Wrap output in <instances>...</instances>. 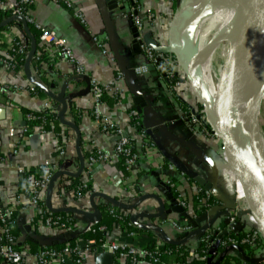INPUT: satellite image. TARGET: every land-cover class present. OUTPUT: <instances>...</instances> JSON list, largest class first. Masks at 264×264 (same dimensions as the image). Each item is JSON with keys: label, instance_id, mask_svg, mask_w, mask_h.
Wrapping results in <instances>:
<instances>
[{"label": "crops", "instance_id": "crops-1", "mask_svg": "<svg viewBox=\"0 0 264 264\" xmlns=\"http://www.w3.org/2000/svg\"><path fill=\"white\" fill-rule=\"evenodd\" d=\"M32 1L29 15L33 21L52 31L68 45L75 64L83 68L89 82L94 80L99 86L108 88L105 93L112 99L108 98L100 103L99 114L120 127L123 135L133 140L134 149L140 155L137 169L134 168L133 174L130 175L120 171L117 160L98 163L93 167H89L84 161V169L79 176L83 185L89 183L92 186V193L104 194L124 204H127L125 200L130 201L128 204H131L145 195L159 197L165 207L164 215L159 219H143L139 222L160 227L168 238L174 241L183 240L213 218L215 212L212 210L218 205H223L214 198V191L229 203L235 201V192L241 191V187L237 180L235 183L233 172L226 166L220 139L206 138L201 133L192 132L180 118L181 101L190 105L194 103L195 95L190 87L182 83L176 97L175 94L171 95L167 92L166 86L153 66H148L149 73L144 78L137 77L133 72L135 67L145 63V58L142 52L137 53L131 47L133 26L128 17L129 0H66L70 3V8L64 4L65 0ZM136 1L139 16L143 19L140 35L148 36L159 48L167 51L172 39L173 18L182 0ZM75 13H78L83 22L75 17ZM15 38L27 40L22 27L19 28L17 25L0 34V95L7 98V106L0 104V154L5 158V162L0 164V206L5 210H14L15 226L19 232L17 243L31 238L35 242H28L32 244L55 245L66 239L69 234L62 236L59 234L61 229L47 227L40 220L33 223L42 212L40 207L31 204L29 197L24 194L23 175L20 171L36 170L48 161L57 167V171L76 172L79 169L75 151L76 136L73 130L68 128L66 131L59 120L55 125V132L34 129L30 134L26 133L25 110L41 112L55 106L58 113L61 105L35 86L32 91L31 83L24 75L23 66L17 67L7 62V48ZM38 47V53L47 56V60L43 62L39 72L34 71L30 66L31 76L53 95L64 93L67 105L70 103L72 107L68 115L69 119H66V112V120L72 122L70 119L79 116L77 124L72 123L80 132V151L83 158L85 159V154L98 150L112 154L116 138L101 133L99 123L92 115L94 100L90 89L85 95L75 96L86 88L83 78L75 76V64L61 60L51 61L49 56L53 53L52 48L40 41ZM161 54L172 56L168 51ZM132 88L137 92V97L142 98L143 108L136 103ZM132 112L135 113L139 128L143 131V137L137 133L139 130L134 126ZM22 122L25 123L24 126ZM59 138L62 139L63 147L59 146ZM147 145L152 148L150 160H146L147 157L143 155ZM169 166H173L174 170H169ZM226 169L232 180L226 177ZM132 175L134 180L131 181L128 177ZM195 178L209 189L199 185ZM167 180L173 184V188L167 185ZM91 194L84 198L82 196L76 198L71 193L57 195L53 191L50 204L53 209L92 211L89 202ZM169 195L176 203L185 202L186 206L182 208L185 216L183 213L172 211ZM198 195L205 197L204 202L210 197L215 201L214 205L200 217L194 216L192 204ZM41 198L44 202L45 192ZM94 201L96 205L101 203L115 208L104 199L96 198ZM158 207L157 201L150 198L131 211L132 214H154L157 213ZM232 213L228 211L229 215L216 218L208 230L219 236L226 234L229 229L244 233L253 227L247 217H243L236 218V224L228 228ZM72 215L74 224L72 223L70 227H74L73 233L86 230L88 222L81 215ZM187 222L191 227L187 226ZM184 226L189 227L190 231L178 230V227ZM240 227L241 230L238 229ZM117 235L118 231H114L110 239ZM199 236L187 241L191 249L196 246V239ZM158 239L164 243L160 237ZM208 249L207 264H217L224 250L218 251L217 241ZM100 254L87 252L81 264H96ZM229 254L245 262L237 250L230 251L227 255ZM263 256L264 250L262 254L249 258L256 259ZM164 260L166 263L174 261L173 254L166 256ZM22 264H38V262L28 255ZM51 264L74 263L66 261ZM114 264H125V262L122 258H118L114 259ZM136 264H149V261L139 259Z\"/></svg>", "mask_w": 264, "mask_h": 264}, {"label": "water", "instance_id": "water-1", "mask_svg": "<svg viewBox=\"0 0 264 264\" xmlns=\"http://www.w3.org/2000/svg\"><path fill=\"white\" fill-rule=\"evenodd\" d=\"M111 5V4H110ZM188 7V0H182L180 6L177 9V12L173 18L172 22V39L170 41V45L168 48V52L175 58L176 63L178 64L181 73L185 76V79L193 91L196 99L201 104L203 108V112L205 115V123L210 127L211 131L220 139L222 145V151L224 156V161L226 163L227 168H229L238 184L241 187L243 193V204L244 209L238 210L235 212V216L239 219L243 217L249 216L252 219V222L255 228L258 229L262 238L264 240V193L258 186V164L261 158V148L258 149L257 147L251 145V127L254 129L256 133V138L260 142V147L262 139L260 134V106L261 101L263 98L264 92V85L259 86V88L255 91L251 88L247 89L243 98L244 102L247 107V115L249 120L248 125V132L246 139L242 136L239 130V120H238V113L237 108H231V101L229 96H227L228 86H229V79L228 74L230 71L229 60L232 59V56L235 55L234 53V46L230 43V51L226 53V57L229 59L228 61L222 59L221 68L218 74V83L215 84L212 88H210L207 83L202 80L200 77L196 75L194 72L193 66L191 65V61L186 56V46L191 35L195 24L199 19V15L191 16L186 11L182 14L185 9ZM182 17V23L180 26L179 33L176 34V24L179 17ZM19 23L27 37L29 42V50L24 59V75L27 80L31 83V85L35 86L36 88L43 91L51 100L58 102L61 105L59 112L57 113V117L59 122L74 131L76 139H75V151L76 156L79 161V169L76 172H70L67 170H61L55 172L46 187L45 190V199H44V206L47 211L51 213H70V214H77L81 215L88 224L96 225L101 221V212L98 210L95 199L101 198L110 203V205L114 206L120 210H127L131 211L137 208L144 200L147 199H155L158 203V211L154 214H146V213H135L132 214L130 217L131 224L143 231H151L156 233L160 239L168 245L178 246L183 245L187 241L202 235L205 233L209 228L212 227L216 218L220 216H227L228 211H235L236 203L227 202L225 199L219 196L215 191L213 192L214 198L222 203L223 205L216 206L212 211L215 212L213 218H211L208 222H206L202 227L196 229L192 233L188 234L183 240L181 241H174L168 238L165 234L163 229L156 225L144 224L139 222V220L143 219H159L165 213V207L163 205L162 200L155 196V195H145L144 197L140 198L138 201L131 203V204H124L119 201H116L104 194L101 193H92L89 197V202L91 205L92 211H81L77 209L71 208H61V209H53L51 207V198L53 195L54 187L56 182L61 177L67 178H78L83 169H84V158L81 155L80 151V142L81 136L77 126L66 120L65 115L67 112V102L64 99V93L60 95H53L50 91L40 85L32 76L30 70V64L33 59L36 50V41L33 38L30 29L26 20L22 16H14L9 17L8 19L3 20L0 22V29L7 27L12 23ZM238 36L241 37V47H243L245 53L250 58L254 70L257 69L258 59L261 53V42L264 38V0H246L240 15L239 19V28ZM132 41L131 47L132 50L140 53L139 43L135 40L138 37V33L135 28L132 29ZM141 42L147 48L152 49L157 53H165L167 51L162 50L159 48L154 41H152L148 36L142 35ZM226 43L225 39H220L218 42L217 47L214 50H217ZM216 52V51H214ZM210 52V48L206 45V47L202 50L197 51L196 58L201 59L205 55H208ZM83 80L86 83V88L83 91H80L75 96H81L89 93V79L84 77ZM133 95L136 97L135 101L137 104L140 105V108H143L144 105L142 103V98L137 97L138 94L132 88ZM257 94V95H256ZM140 111V109H139ZM25 123L22 122V126ZM263 147V146H262ZM195 180L199 183V185H203L198 179ZM204 186V185H203ZM205 189H209V187L204 186ZM169 199L172 204V211L176 213H183V209L177 205L175 200L169 195ZM227 209V210H225ZM211 211V212H212ZM185 216V214L183 213ZM233 215V213L231 214ZM202 219H204L202 217ZM195 227V224L193 223ZM243 227V225H242ZM241 230V227L238 228ZM237 229V230H238ZM29 231V227L26 229ZM28 241L35 242L33 239L28 238ZM51 244V243H50ZM50 244H43L42 246H49ZM237 250L244 259L245 262L250 264H261L264 262V256L258 257L256 259L249 258L243 249L240 246L231 245L224 249L222 256L217 264L222 262V259L227 256L230 251ZM96 264H114V257L111 253H101L97 259Z\"/></svg>", "mask_w": 264, "mask_h": 264}, {"label": "built area", "instance_id": "built-area-1", "mask_svg": "<svg viewBox=\"0 0 264 264\" xmlns=\"http://www.w3.org/2000/svg\"><path fill=\"white\" fill-rule=\"evenodd\" d=\"M52 1H61V0H52ZM64 4L67 7H71L70 3L68 1H63ZM130 2V13L129 18L131 20L133 28L136 29L138 33V37L135 39L139 43V49L142 52L145 63L142 65H139L134 68L133 72L135 75L139 78H144L148 75L149 70L148 66L151 65L155 68V70L160 75L164 85L167 88V92L171 95L175 94V89L179 88L181 84L186 81L185 76L182 73H177L173 69V65L175 64V58L173 56L157 53L153 51L150 48H147L143 45L141 42V35L140 32L143 29V19L139 16V7L137 5L136 0H129ZM20 4H33L32 0H19ZM0 9H7L11 12L10 17L14 16H22L27 24L32 23L36 30L39 31V41L43 43L44 45L51 47L53 50L52 55L49 56L50 60H56V61H67L72 64H75L74 56L71 51V49L66 45V43L58 38L52 31H50L47 28H44L40 26L39 24H36L33 19L28 16L25 17L22 14V10L20 7L16 6L15 1H6V0H0ZM75 17L79 18L81 20V17L78 15V13H75ZM149 17V16H148ZM147 17V18H148ZM150 18V17H149ZM81 22H83L81 20ZM18 39V38H15ZM15 39L11 42V44L7 48V52H13V55L9 56L7 55V62L9 64H16L17 60L21 56H26L28 50L27 47V40L24 38L18 39L19 42H15ZM41 53H37V55L33 56V59H35L37 62L41 63ZM32 59V60H33ZM75 76L77 78H84L86 75L84 73V70L81 66L75 64ZM1 84V82H0ZM30 89L33 91L35 88L33 85L30 86ZM89 89L90 93L92 95V98L94 100V107L92 110V115L95 118V120L99 123L101 133L105 136H113L116 138L115 145H114V151L112 154L103 153L101 151H95L89 153L84 159L85 163L89 167H93L94 165L98 163H110L113 160H117L118 158H122V166L125 169V171L130 175L133 174V169L137 162L140 159V155L135 151L134 149V142L131 138L126 137L123 135V130L115 125L113 122L109 121L106 118H103L99 114V105H100V99L102 97V94L105 93L108 88L99 86L94 80L89 82ZM50 111L56 112L54 106L46 108ZM181 111V110H180ZM184 113L181 111L180 118L183 122H185L192 132L194 133H201L206 138L209 137H215L217 136L211 131V129H199L198 128L202 124L205 123V119H201L198 116H196L193 113H186V115H183ZM131 116L134 118V126L137 130H139V122L135 116V113L132 112ZM27 121H33L35 120V117L31 114H28L26 116ZM204 120V121H203ZM198 131V132H197ZM141 137H143V131H137ZM151 147L145 146V153L143 154L146 158V160H150L152 156L150 155L152 153ZM158 159V158H157ZM159 161V159H158ZM5 162V158L0 154V164H3ZM169 170H174L173 166L168 167ZM38 177L34 174H28L27 172L20 171V173L23 175V192L26 196L29 197V200L31 204L34 206H38L41 209V212L44 213L46 208L44 206V203L42 205L40 204V201H42V195L46 190V187L50 181V178L52 175L57 172V167L50 162L46 161L42 165H40L36 169ZM228 174V173H226ZM229 175V174H228ZM230 177V175H229ZM129 180H134V176H129ZM167 185L170 186V188H173V184L170 183V181L167 180ZM83 188H85V185H83ZM207 195V194H206ZM205 197H203L201 201H204ZM178 205L181 208H185L186 204L184 201H177ZM235 203L236 208L235 211H233V215L229 218V227L234 226L237 222V217L235 216V212L238 210L244 209L243 204V197H238V194L235 192ZM110 213H113V210H109ZM14 214L13 209H3L0 206V221L2 223L1 229V238H0V259L3 260L4 264H22L26 257L28 255H31L36 259L38 264H51V263H65L66 261H71L74 264H81L83 262V258L87 252H89V247L86 245L84 247L76 246L74 249H70L68 247H65L62 252H57L53 249H45L41 250L36 254H29L26 252L17 251L13 248V244L17 243V241L12 238L9 235V231L12 227V225L15 224L13 221L12 223L8 224L7 220H9ZM247 219L250 221V223L253 225V227L247 231H245L239 239L236 238H229L228 243L229 246L236 245V246H246L250 249H257L260 246L264 244V240L262 238V235L258 231L257 228H255L252 219L247 216ZM59 218H52L47 217L43 220H40L42 224H44L47 227H56L61 230L67 229L68 223L70 224L72 219L68 218L64 222H60ZM71 224L69 225V227ZM92 224H89L86 228V230H90L92 227ZM103 230V228H101ZM178 230L182 232H188L190 231L189 227H178ZM209 230H207L205 233H208ZM211 233V232H210ZM213 234V233H212ZM222 234V233H221ZM214 235V234H213ZM223 235V234H222ZM220 236V235H219ZM218 236L213 237L217 238ZM214 241V240H213ZM213 241L210 243V245L213 243ZM216 241V239H215ZM89 244H93V242H89ZM101 253H111L113 256L114 254L119 251H126L130 256V264H136L137 263V257L141 258H148L149 264H158L160 263L159 257L161 256L158 248L154 249L153 253L147 251L144 249V247H132L127 244H124L122 242H105L101 246ZM164 255L169 256L171 255V252H164ZM73 256V260H72ZM201 260H205V257H202ZM164 264H182L177 261H172L170 263H164Z\"/></svg>", "mask_w": 264, "mask_h": 264}, {"label": "trees", "instance_id": "trees-1", "mask_svg": "<svg viewBox=\"0 0 264 264\" xmlns=\"http://www.w3.org/2000/svg\"><path fill=\"white\" fill-rule=\"evenodd\" d=\"M16 6L20 7L22 10V14L25 17L30 16V9L32 8V4H20L19 0H14ZM11 16V12L7 9H0V22H2L5 19H8ZM19 26V28H21V25L17 22L12 23L10 25H8L7 27L0 29V34L6 32L10 27L12 26ZM28 27L30 29V32L33 36V38L36 41V52H35V56L37 55L38 51H39V47H38V42H39V31L35 29L34 25L32 23H28ZM15 42H19L18 39H15ZM27 50H29V42L27 41ZM9 56L13 55V52L8 51L7 52ZM24 56H21L17 62H16V66L17 67H21L24 64ZM47 60V56L42 54L41 57V63L37 62L35 59H33L31 61V68L36 71L39 72L40 69L43 66V62H46ZM173 69L175 70V72L177 73H181V70L178 66V64L175 61V64L173 65ZM186 87H189L188 83L185 82ZM181 86H179V88L175 89V96H178V91L180 89ZM112 99V97H108L106 95V93L102 94V97L100 99V103H102L104 100L106 99ZM6 96H1L0 95V104L2 106H7V100H6ZM179 100L181 101V99L179 98ZM182 106L180 108V110L184 113L183 115H186V113H193L196 116H198L201 119H205V115L203 112V108L201 106V104L198 102V100L196 99V97L194 98V103L192 105H190L189 103H184L182 102ZM55 107V106H54ZM72 111V107L71 104L69 103L68 105V110H67V115H66V119H69V114ZM28 114H31L35 117V120L33 121H27L26 116ZM79 117V116H78ZM77 117V118H78ZM24 118H25V122H26V133L30 134L32 132V130L34 129H42L45 131H56V127L55 125L58 124V117H57V113L50 111L48 109H44L41 112H33L30 110H25L24 111ZM73 117L72 119H70L72 122H74L75 124H77L78 119ZM204 121V120H203ZM206 129L209 130L210 127L207 124H202L201 122V126L198 128L199 129ZM66 131H68V128H66ZM139 131H141V128H139ZM197 131V132H198ZM59 142V146L63 147L62 145H64L62 143V139H58ZM222 146V145H221ZM89 155V154H85V157ZM118 167L120 169V171L123 174H128L125 169L122 166V158L119 157L118 158ZM135 170L137 169V164L135 165ZM134 170V169H133ZM28 174H34L35 176H39L36 172V170H31L27 172ZM92 186L87 183V185H85V188H83V183L81 181V178H67V177H61L57 184L56 187L54 189V194H60V193H71L74 197H78V196H82L83 198L85 196H87L88 194L92 193ZM168 192H170L167 189ZM75 198V199H76ZM203 197L201 195H198L194 200H193V214L196 217H200L202 216L211 206L214 205L215 201L212 197H210L208 200L201 201ZM130 201H126L125 203H129ZM44 202L43 200L40 201L39 205H42ZM98 210L101 212V221L96 224L93 225L90 230H85L82 229L80 230L78 233H73L74 231H72L74 229V227H69L70 224H74V219H73V215L69 214V213H51L49 211H45L44 213H40V215H38L35 219L34 222L35 223L37 220H41L43 217V220L47 217H52V218H59L60 217V222H64L66 221V219L71 218L72 221L71 223L67 226V229L62 230L59 234L62 236H67L69 234V236L64 239L62 242H59L55 245H49V246H39L36 244H32L26 240H23L21 243H15L13 244V248L17 251H21V252H26L29 254H36L41 250H45V249H53L57 252H62V250L65 247H68L70 249H74L76 246H88L89 247V251L93 254H99L101 253L102 249L101 246L102 244H104L105 242H122L124 244H127L129 246L132 247H136V248H140V247H144V249H146L147 251L153 253L154 249L158 248L161 256L159 257L160 263L158 264H164L165 262V257L166 255H164V252H171V254H173L174 256V261H177L179 263L182 264H207V257L208 256V248L210 246V243L213 241L215 242V239L218 243V251H223L226 247L229 246L228 243V239L229 238H236L239 239V237L243 234V232H237L236 230H231L229 229L226 234L220 235L217 238H214V235L212 233H210V231L208 233H203L202 235H200L198 237V239H196L197 244L196 246L191 249L188 245V243H184L183 245H178V246H173V245H168L165 243H162L159 241L158 237L151 231H143L140 230L136 227H134L131 222H130V217L132 215V211H127V210H118L116 208H112L108 205H104L101 203H98L97 205ZM113 210V213H110L109 210ZM15 222V218H14V214L13 216L7 220V223L10 224L12 222ZM187 226L191 227L190 223L187 222ZM2 227V223L0 221V228ZM101 228H103V230H101ZM114 231H118V235L116 237H114L112 240L110 239V237L113 235ZM36 232V231H35ZM9 235L14 238L16 241L18 240V236H19V232L16 229L15 224L12 225L10 231H9ZM116 238V239H115ZM89 242H93V244H89ZM160 242V243H159ZM240 247L245 251V253L247 254L248 257H253L259 254H262L263 250H264V244L262 246H260L257 249H250L246 246H242L240 245ZM194 253V254H193ZM202 257H206L205 260H201ZM118 258H122L123 261L125 262V264H130V256L126 251H122L119 250L114 254V259H118ZM139 259H144V260H148V258H141V257H137V261ZM72 260H73V256H72ZM116 263V262H115ZM0 264H4L3 260L0 259ZM220 264H250L248 262H242L240 261L237 257H235L233 254H229L227 255ZM261 264H264L261 263Z\"/></svg>", "mask_w": 264, "mask_h": 264}, {"label": "bare ground", "instance_id": "bare-ground-1", "mask_svg": "<svg viewBox=\"0 0 264 264\" xmlns=\"http://www.w3.org/2000/svg\"><path fill=\"white\" fill-rule=\"evenodd\" d=\"M246 0H188V7L186 11L191 16H198V23L193 28L191 35L189 36L186 46V56L191 61L194 72L198 77L207 83L212 88V83L209 75L208 62L214 57V50L219 40L225 39L224 46H220V55L223 60L228 61L226 53L230 51V43L234 46L235 55L229 60L230 71L228 74L229 86L227 96L230 98L231 108H237L239 130L242 136L246 139L248 132V115L245 113L244 94L247 89L251 88L255 91L259 86L264 85V38L261 42V53L258 59L257 69L254 70L253 64L250 58L245 53L243 47H241V37L238 36L239 19ZM182 17L180 16L175 32L179 33L182 23ZM208 39L207 46L210 48L208 55H205L201 59L196 58L197 48L196 42H201ZM258 91V90H257ZM255 91V93L257 92ZM257 95V94H256ZM256 133L251 127V145L261 148V158L258 164V186L264 193V144L256 138ZM264 141V140H263ZM263 146V147H262ZM236 183V178L234 176ZM235 190H236V184ZM238 197H243L242 190L238 191Z\"/></svg>", "mask_w": 264, "mask_h": 264}, {"label": "rangeland", "instance_id": "rangeland-1", "mask_svg": "<svg viewBox=\"0 0 264 264\" xmlns=\"http://www.w3.org/2000/svg\"><path fill=\"white\" fill-rule=\"evenodd\" d=\"M198 23V21H197ZM196 23V24H197ZM195 24V26H196ZM208 43V39L201 42L200 40H198L196 42V48H197V51L199 50H202L206 47ZM224 46V44H223ZM222 49V48H221ZM220 48L216 50V52H214V57L213 59L208 62V68H209V77L212 81V83L215 85L218 83V74H219V71H220V68H221V64H222V56L220 55ZM187 81H184L183 83H185ZM245 110H246V114H247V107H246V104H245ZM262 110H264V92H263V98H262V101H261V106H260V134H261V139H262V142L264 144V113H262ZM227 173V169L225 170V174ZM226 177L229 179V180H232L228 174H226Z\"/></svg>", "mask_w": 264, "mask_h": 264}]
</instances>
